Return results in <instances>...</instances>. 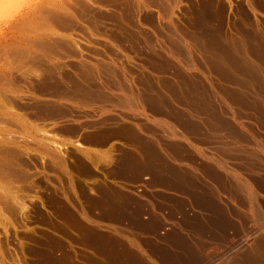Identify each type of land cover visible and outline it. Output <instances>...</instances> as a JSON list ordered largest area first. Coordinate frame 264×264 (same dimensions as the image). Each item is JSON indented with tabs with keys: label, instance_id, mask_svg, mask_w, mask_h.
<instances>
[{
	"label": "rangeland",
	"instance_id": "obj_1",
	"mask_svg": "<svg viewBox=\"0 0 264 264\" xmlns=\"http://www.w3.org/2000/svg\"><path fill=\"white\" fill-rule=\"evenodd\" d=\"M30 1L0 3V264H166L163 253L180 251L192 264H231L264 251H254L264 244V192L247 186L264 179V9L255 0H115L98 10L45 0L8 30ZM44 7L71 26L47 27ZM18 45L28 58H11ZM223 49L249 63L246 74L213 66ZM77 81L107 100L72 98Z\"/></svg>",
	"mask_w": 264,
	"mask_h": 264
},
{
	"label": "bare ground",
	"instance_id": "obj_2",
	"mask_svg": "<svg viewBox=\"0 0 264 264\" xmlns=\"http://www.w3.org/2000/svg\"><path fill=\"white\" fill-rule=\"evenodd\" d=\"M44 1L45 0H31L30 1V3L26 6V10L20 15V16H18L19 17V19L17 18V20H15L14 22H11L10 24H9V26H7L8 27V30H14V27H16V24L18 23V22H20V21H27L28 19H30V17L33 15V14H35V12L36 11H41L40 9H41V7H43L44 5H43V3H44ZM52 1V0H51ZM50 1V2H51ZM54 1V0H53ZM81 1V0H80ZM114 1L115 0H93L92 2L95 4L94 6H93V4L92 3H90L91 1H86V0H82L81 1V4H84V5H88V6H90V7H92V8H94V9H100V8H105V7H111L112 6V2L114 3ZM147 0H145V2H146ZM159 1H161V0H159ZM159 1L157 2L156 0L154 1L153 0V2L155 3H159ZM215 1V0H214ZM254 1V0H253ZM47 2V1H46ZM45 2V3H46ZM76 2V1H75ZM116 2V1H115ZM120 2V1H119ZM144 2V3H145ZM255 3L254 4H256V3H258L257 5H255V7L257 6V8H259V7H261V9H264V2H261L260 0H258V2L255 0L254 1ZM0 3H1V0H0ZM90 3V4H89ZM117 3V2H116ZM142 3V2H141ZM141 3H140V6H141ZM153 3V4H154ZM207 3V2H206ZM2 4V3H1ZM0 4V5H1ZM47 4V3H46ZM77 4V3H76ZM168 4V3H167ZM208 4V3H207ZM54 5V4H53ZM143 5V4H142ZM147 6H148V4H146ZM146 5L145 6H143V7H146ZM155 5V4H154ZM161 5V4H160ZM201 5V4H200ZM210 5H214V4H212V3H210ZM51 6V5H50ZM117 6V5H116ZM115 6V7H116ZM156 6V5H155ZM158 6V5H157ZM198 6V5H197ZM203 7L205 6L204 4L202 5ZM202 6L200 7V8H202ZM207 6V5H206ZM259 6V7H258ZM121 7V6H120ZM138 7H139V5H138ZM151 7V6H150ZM154 7V6H153ZM209 7V6H208ZM252 7V6H251ZM46 7H44V10L42 11L43 12V14L42 15H44V18L46 19L45 21L47 22V20H48V22H49V24H47V27H48V25H49V28L50 27H53L54 28V26H57L58 28H63V29H67L68 27H69V25L71 24V22L69 21V19H70V17L68 18V17H66V16H64L63 14H61V12H59V11H57V9L55 8H50V7H48V8H50V9H45ZM57 8H58V5H57ZM112 8H114V6L112 7ZM119 8V7H118ZM123 8V7H122ZM140 8V7H139ZM147 8V7H146ZM159 8V7H158ZM205 8V7H204ZM43 9V8H42ZM90 9V8H89ZM124 9V8H123ZM122 9V10H123ZM136 9V8H135ZM141 9V8H140ZM140 9H136L135 10V13H136V16H138V17H140V16H142V15H140ZM206 9H207V7H206ZM208 9H211V8H208ZM208 9H207V11H208ZM213 9V8H212ZM59 10V9H58ZM79 10V9H78ZM83 10H84V8H83ZM88 10V9H87ZM92 10V9H91ZM90 10V11H91ZM121 10V11H122ZM201 10V9H200ZM199 10V11H200ZM203 10V9H202ZM201 10V11H202ZM23 11V10H22ZM109 11V10H108ZM131 11H132V9H131ZM133 11H134V9H133ZM144 11V10H143ZM203 11H206V10H203ZM87 12V11H86ZM104 12V11H103ZM211 12L213 13V11H211L210 10V15H211ZM84 13V12H83ZM88 13V12H87ZM101 13V12H100ZM106 13V12H105ZM199 13V12H198ZM201 13V12H200ZM200 13H199V15H200ZM205 13V12H204ZM203 13V14H204ZM40 14V13H39ZM104 14V13H103ZM107 14V13H106ZM110 14V13H109ZM142 14H143V12H142ZM196 14V13H195ZM202 14V13H201ZM203 14H202V16H203ZM206 14H207V12H206ZM215 14V13H214ZM90 15H92V13L90 14ZM134 15V14H133ZM140 15V16H139ZM209 15V16H210ZM34 16H38V14H36V15H34ZM40 17L39 18H42V16L41 15H39ZM87 16V15H86ZM89 16V15H88ZM87 16V17H88ZM106 16V15H105ZM208 16V17H209ZM195 17L196 18H198V15L196 14L195 15ZM200 17V16H199ZM203 17H207V15L206 16H203ZM203 17H200V19H202ZM207 17V18H208ZM13 18V17H12ZM15 18V17H14ZM13 18V19H14ZM89 18V17H88ZM88 18H87V20H88ZM91 19H92V17H90ZM89 18V19H90ZM96 18V17H95ZM125 18V17H124ZM133 18V17H132ZM149 18H151V17H149ZM193 18V17H192ZM196 18H195V20H196ZM206 18V19H207ZM209 18H211V17H209ZM208 18V19H209ZM90 19V20H91ZM136 19V18H135ZM208 19L206 20V21H208ZM42 20H44V19H42ZM96 20V19H95ZM124 20V19H123ZM11 21V20H10ZM29 21V20H28ZM44 21V22H45ZM92 21V20H91ZM112 21V20H111ZM201 21V20H200ZM206 21H204V22H206ZM6 22V21H5ZM45 22V23H46ZM47 22V23H48ZM197 22H199V21H197ZM202 22V21H201ZM41 23V22H40ZM119 24V23H118ZM199 24H202V23H199ZM4 25V24H3ZM7 25V24H6ZM24 25V24H23ZM22 25V26H23ZM53 25V26H52ZM17 26H19V25H17ZM22 26H20L21 28H23ZM71 26V25H70ZM124 26V25H123ZM203 27H204V25H202ZM1 27V26H0ZM46 27V26H45ZM57 27H55L56 29H58ZM125 27V26H124ZM19 28V27H18ZM18 28H16V29H18ZM126 28V27H125ZM3 29V28H2ZM5 29V28H4ZM93 29V28H92ZM8 30H7V32H8ZM19 30V29H18ZM51 30V29H50ZM70 30V29H69ZM119 30V29H118ZM121 30V29H120ZM1 31V30H0ZM22 31V30H21ZM46 31H47V28H46ZM52 31V30H51ZM60 31V30H59ZM204 31V30H203ZM207 31V30H206ZM6 32V33H7ZM14 32V31H13ZM107 32V31H106ZM117 32V31H116ZM15 33V32H14ZM13 33V34H14ZM52 33V32H51ZM114 33V32H113ZM124 33H125V30H124ZM45 34H46V32H45ZM48 34V33H47ZM7 35V34H6ZM12 36V35H11ZM14 36V35H13ZM16 36V35H15ZM214 36V35H213ZM3 37V36H2ZM8 37V36H7ZM18 37V36H17ZM170 37H172V36H170ZM170 37H169V39H170ZM198 37V36H197ZM224 37V36H223ZM5 38V37H4ZM9 38V37H8ZM13 38V37H12ZM133 38V37H132ZM135 38V37H134ZM173 38V37H172ZM7 39V38H6ZM5 39V40H6ZM206 39V38H205ZM216 39V38H215ZM55 40H57V39H55ZM138 40V39H137ZM171 40V39H170ZM35 41V40H34ZM45 41H47V40H45ZM58 41V40H57ZM134 41V40H133ZM201 39H199V41H198V44L200 45H202L203 47H205L206 49H207V52L209 51L210 53H213L214 51L212 50L213 48H211L210 46H212V45H214V41L212 42V40L210 39V41H211V43H210V41H206L207 43L205 44V42H203V43H201ZM205 41V40H204ZM217 41V40H216ZM1 42V41H0ZM42 41H39V44L41 43ZM44 42V41H43ZM55 42V41H54ZM63 42V44H64V41H62ZM173 42V39H172V41H171V43ZM221 42V41H220ZM216 43V42H215ZM219 42H217V44H218ZM222 43V42H221ZM240 43V42H239ZM42 44H43V49H45L46 47V49H48V48H50L49 49V51L53 48V45H48L49 44V41H48V44H47V42H46V45H48V46H45L44 47V45H45V42L44 43H41L40 45H39V47L40 48H42L41 46H42ZM59 44V43H58ZM130 44V43H129ZM220 44V43H219ZM13 45V44H12ZM12 45H10V46H12ZM14 45H16V44H14ZM38 45V44H37ZM60 45V44H59ZM175 45H177V43L175 44ZM174 44H172V46H173V48H174V46H175ZM221 45V44H220ZM236 45V44H235ZM247 45V44H246ZM219 46V45H218ZM229 46V45H228ZM240 46H241V44H240ZM242 46H243V44H242ZM248 46V45H247ZM52 47V48H51ZM198 47H201V46H198ZM202 47V48H203ZM239 49L240 48H242V47H239V45L237 46ZM245 47V43H244V46H243V48ZM262 47H264V46H262ZM10 48V53L11 52H13V54H12V56L14 55V57H11V58H14V59H19V57L20 56H26L27 54H29V50L28 49H23V48H20L19 47V45L16 47H14V50H12L11 51V47H9ZM15 48H18V50H19V48H20V50H22V51H17ZM55 48V47H54ZM175 48H176V46H175ZM202 48H199V49H202ZM219 48H222V46L221 47H219ZM233 48V47H232ZM237 48V49H238ZM242 48V49H243ZM254 48V47H253ZM42 49V50H43ZM177 49V48H176ZM204 49V48H203ZM205 49V50H206ZM210 49H211V51H210ZM227 49V48H226ZM242 49H241V51H242ZM258 49V48H257ZM25 50V51H24ZM70 50V49H69ZM175 50V49H174ZM218 50V49H217ZM224 50V49H223ZM230 50V49H229ZM47 51V50H46ZM62 51V50H61ZM176 51V50H175ZM203 51V50H202ZM213 51V52H212ZM220 51H221V49H220ZM220 51H216L217 53L215 54V55H217L218 56V53L220 52ZM240 51V50H239ZM259 51V50H258ZM53 52V51H52ZM208 52V53H209ZM236 52V51H235ZM238 52V51H237ZM236 52V53H237ZM245 52V51H244ZM261 52V51H260ZM25 53H26V55H25ZM48 53V52H47ZM71 53V52H70ZM209 53V54H210ZM231 53V51L230 52H227V50H224V51H222L221 52V54L219 55V57L217 58V57H215V55H214V57L213 58H215V59H211L212 61H214V64H213V66H215L216 68H220V69H222L221 68V66L222 67H224V69H228V71L230 70V69H232L233 70V72H238V69L239 70H241V71H243V73H245V72H247V70H248V68H247V64H249V63H247L246 62V64H245V62H242L241 60H240V58H239V60H237V58L235 57L236 55H232V53ZM241 53V52H240ZM259 53V52H258ZM73 54H75L74 52H73ZM77 54V53H76ZM75 54V55H76ZM204 54V53H203ZM239 54V53H238ZM244 54V53H243ZM260 54V53H259ZM49 55V54H48ZM52 55V54H51ZM74 55V56H75ZM195 55V54H194ZM261 55L262 56H264V54H262V52H261ZM71 56H73V55H71ZM77 56V55H76ZM79 56V55H78ZM206 56V55H205ZM204 56V57H205ZM210 56V55H209ZM237 56H239V55H237ZM17 57V58H16ZM27 57V56H26ZM25 57V58H26ZM30 57V56H29ZM49 57V56H48ZM242 57V56H241ZM20 58H23V57H20ZM28 58V57H27ZM36 58H37V56H36ZM209 58V57H208ZM262 58V57H261ZM24 59V58H23ZM210 59V58H209ZM262 59H264V58H262ZM35 60V59H34ZM246 60V59H245ZM245 60H243V61H245ZM21 61V60H20ZM207 61V60H206ZM259 61V60H258ZM18 63H19V61H17ZM210 62V61H209ZM261 63V62H260ZM80 64V63H79ZM250 64H252V63H250ZM256 64V63H255ZM34 65V64H33ZM91 66H93L92 64H90ZM44 66V65H43ZM91 66L90 67H86V68H88V69H91ZM256 66V65H255ZM258 66V65H257ZM256 66V67H257ZM49 67V66H48ZM50 68H52V67H50ZM54 68V67H53ZM83 68V67H82ZM107 68V67H106ZM111 68V67H110ZM58 69V68H57ZM97 69V68H96ZM102 69H103V67H102ZM223 69V71H225ZM234 69L235 70H237V71H234ZM101 70V69H100ZM110 70V69H109ZM251 70H252V68H251ZM49 71H51V69L49 70ZM53 71V70H52ZM112 71V70H111ZM253 71H254V69H253ZM48 72V71H47ZM76 72V71H75ZM84 72H85V70H83L82 71V73H83V77H84V75H86V74H84ZM91 72H92V70H91ZM222 72V71H221ZM78 73V72H77ZM81 73V72H80ZM86 73V72H85ZM88 73V72H87ZM90 73V72H89ZM88 73V74H89ZM116 73V72H115ZM223 73V72H222ZM225 73L227 74L228 72L227 71H225ZM225 73H223V74H225ZM229 73H231V74H233L231 71H229ZM239 73H240V71H239ZM238 73V74H239ZM243 73L241 72V75H243ZM253 73V72H252ZM2 74V73H1ZM1 74H0V76H1ZM48 74H50V73H48ZM51 74H53V72L51 73ZM55 74V73H54ZM59 74V73H58ZM87 74V75H88ZM106 74V73H105ZM246 74V73H245ZM11 75V74H10ZM65 75V74H64ZM80 75V74H79ZM90 76H91V74H89ZM234 75H236V74H234ZM248 75V74H247ZM8 76H9V74H8ZM82 76V75H81ZM66 77V76H65ZM82 77V78H83ZM85 77H87V76H85ZM84 77V78H85ZM89 77V76H88ZM248 77V76H247ZM246 77V78H247ZM252 77V76H251ZM255 77V76H254ZM254 77H252V81L251 82H255L254 80H255V78ZM12 78V77H11ZM71 78H73V77H71ZM81 78V79H82ZM91 78V77H90ZM86 79V81L87 80H91V79ZM93 78H95L94 76H93ZM245 78V79H246ZM249 78H250V76H249ZM253 78H254V80H253ZM2 79V78H1ZM62 79V78H61ZM243 79V78H242ZM245 79H243V81L245 80ZM56 80V79H55ZM97 80V79H96ZM96 80H91L92 81V84L93 85H95L94 83H96ZM247 80H248V78H247ZM244 81V82H247L248 83V81ZM260 78H258L257 79V83H259L260 81ZM67 81V80H66ZM81 81V80H80ZM93 81H95V82H93ZM238 81V80H237ZM262 81V80H261ZM3 82V81H2ZM6 82V81H5ZM53 82V81H52ZM82 82V81H81ZM84 82V81H83ZM44 83V82H43ZM46 83V82H45ZM56 83V82H55ZM59 83V82H58ZM61 83V82H60ZM88 83H90V81L88 82ZM246 83V84H247ZM256 83V85H258ZM261 83V82H260ZM6 84V83H5ZM62 84V83H61ZM64 84V83H63ZM77 84H79L78 83V81H77ZM80 84H82V83H80ZM79 84V85H80ZM91 83H90V85H92ZM146 84V83H145ZM249 84H250V80H249ZM262 84H264V82H262ZM261 84V85H262ZM55 85V84H54ZM90 85H88V86H84V85H80V86H78V85H76V83H75V85H67V86H70V87H68V89H70V92H71V94H72V98H73V96H76V99L79 97H82V99L83 98H91V99H95V97L97 98V99H99V100H101L100 98H101V96H100V98L98 97L100 94L99 93H101L100 91H97V94H99L98 96H97V94H96V92H93L91 89H90ZM166 85V84H165ZM250 85H252V84H250ZM254 85H255V83H254ZM254 85H252V86H254ZM56 86V85H55ZM58 86H60L59 84H58ZM166 86H168V85H166ZM249 86V85H248ZM262 86H264V85H262ZM48 87V86H47ZM47 87L45 88V89H47ZM51 87V86H50ZM49 87V88H50ZM63 87H65V86H63ZM94 87V86H93ZM92 87V88H93ZM259 87V86H258ZM38 88V87H37ZM52 88V87H51ZM55 89H57V88H59V87H54ZM60 88H62V87H60ZM96 88V87H95ZM98 88V87H97ZM101 88V87H100ZM257 88V87H256ZM255 88V89H256ZM260 88V87H259ZM258 88V89H259ZM65 88H63L62 90L61 89H57L56 91H59V94H60V96L59 97H62L61 95L62 94H66V92L68 91V89H67V87H66V90L67 91H65L64 90ZM102 89V88H101ZM48 90V89H47ZM51 90H53V89H51ZM99 90V89H98ZM103 90V89H102ZM43 91V90H42ZM61 91V92H60ZM96 91V90H95ZM149 91V90H148ZM261 91V90H260ZM262 91H264V89H262ZM53 92H55V91H53ZM67 93H69V91L67 92ZM103 93V92H102ZM185 93V92H184ZM191 93V92H190ZM261 93V92H260ZM55 94V93H54ZM229 94V93H228ZM47 95V94H46ZM50 95V94H49ZM66 95H68V94H66ZM64 96V98L65 97H67V96ZM102 95V94H101ZM133 95V94H132ZM154 95H155V93H154ZM173 95V94H172ZM183 95V94H182ZM188 95V94H187ZM260 95V94H259ZM52 96H54V95H52ZM78 96V97H77ZM144 96V95H143ZM147 96V95H146ZM161 96H162V94H161ZM57 97V96H56ZM58 97V98H59ZM69 97V96H68ZM104 97H106V96H104V95H102V98L104 99ZM133 97V96H132ZM135 97V96H134ZM176 97V96H175ZM260 97H262V98H264V96H258V98H260ZM75 98V97H74ZM78 98V99H79ZM143 98V97H142ZM146 98V97H145ZM144 98V99H145ZM148 99V102H150L152 99L150 98L149 99V95H148V97H147ZM155 98V97H154ZM153 98V99H154ZM156 98H158L157 96H156ZM155 98V99H156ZM164 98V97H163ZM196 98V97H195ZM231 98V97H230ZM81 99V100H82ZM90 99V100H91ZM96 99V102L98 101V102H101V101H99V100H97ZM106 99V98H105ZM104 99V100H105ZM137 99V98H136ZM144 99H143V101H144ZM154 99V100H155ZM159 99H161V97H159ZM193 99V98H192ZM198 99V98H197ZM235 99V98H234ZM261 99V98H260ZM86 100V99H85ZM84 100V101H85ZM89 100V99H88ZM87 100V101H88ZM103 100V101H104ZM107 100V99H106ZM134 100V99H133ZM153 100V101H154ZM157 100V99H156ZM187 100V99H186ZM191 100V99H190ZM202 100V99H201ZM237 100V99H236ZM241 100H243V99H241ZM83 101V100H82ZM136 101V100H135ZM192 101V100H191ZM262 101H264V100H262ZM89 102V101H88ZM91 102H93V101H91ZM95 102V101H94ZM126 102V101H125ZM134 102V101H133ZM139 102V101H138ZM142 102V101H141ZM152 102V101H151ZM187 102H188V100H187ZM194 102V101H193ZM147 103V102H146ZM156 103H159V102H156L155 101V105H156ZM163 103V102H162ZM162 103H160L161 105H162ZM203 103V102H202ZM205 103V102H204ZM54 104V103H53ZM52 104V105H53ZM125 104V103H124ZM128 104H129V102H128ZM144 104H145V102H144ZM150 104V103H149ZM150 105H153L152 103L150 104ZM58 106V105H57ZM164 107H165V105H164ZM259 107V106H258ZM160 108V107H159ZM200 108V107H199ZM246 108V107H245ZM255 108L257 109V106H255ZM158 109V108H157ZM156 109V110H157ZM251 109V108H250ZM259 109H261L262 110V108L260 107ZM46 110V109H45ZM155 110V111H156ZM251 110H253V109H251ZM260 110V111H261ZM159 111H161V110H159ZM245 111V110H244ZM247 112V111H246ZM254 112V111H253ZM38 113V112H37ZM159 113V112H158ZM256 113V112H255ZM254 113V114H255ZM57 114V113H56ZM65 114V113H64ZM160 114V113H159ZM251 114V113H250ZM175 115V114H174ZM259 115V114H258ZM257 115V116H258ZM262 115V114H261ZM63 117V116H62ZM173 117V116H172ZM179 116H177V118H178ZM253 117V116H252ZM174 120V119H173ZM222 120V119H221ZM107 121V120H106ZM109 121V120H108ZM176 122V121H175ZM183 122H185V121H183ZM219 122V121H218ZM175 124H177V123H175ZM217 124H219V123H217ZM220 124H221V127H224L225 126V128H228V127H226V125H223L224 123H222V122H220ZM103 125V124H102ZM181 125H183L184 126V132H187V130L189 131V129H193L194 128V126L193 125H191V124H189V123H181ZM223 125V126H222ZM76 127H74V126H72L71 128L69 127V128H67V130L69 129V131L68 132H75L76 133V131L78 130V129H80V127H77V125H75ZM78 126H81V124L79 125L78 124ZM216 126H218V125H216ZM131 127V126H130ZM182 127V126H181ZM82 128V127H81ZM112 128V127H111ZM106 129V128H103V131L102 130H100L101 131V133H99V134H101V135H111V134H113L115 131H116V129ZM116 128V127H115ZM125 128V127H124ZM123 128V129H124ZM122 128H119V129H117V130H121ZM122 129V130H123ZM229 130V129H228ZM99 132V131H98ZM98 132H95V133H89V134H87V141L89 140H95V139H97V138H99L100 136H98L99 134H98ZM123 132V131H122ZM128 132V131H127ZM120 133V132H119ZM118 133V134H119ZM115 134V133H114ZM130 134V133H129ZM122 135V134H121ZM98 136V137H97ZM138 142V141H137ZM140 143V142H139ZM144 146V145H143ZM145 147H147L146 145H145ZM148 149V148H147ZM143 150V149H142ZM145 150H146V148H145ZM1 151V150H0ZM147 151V150H146ZM148 152V151H147ZM7 153V152H6ZM151 153V152H150ZM147 154V153H146ZM149 155V154H148ZM154 155V154H153ZM126 157V156H125ZM132 157V156H131ZM150 158H152V154H150V157H149V159ZM153 158H155V157H153ZM145 159V158H144ZM123 160V159H122ZM133 160V159H132ZM132 160H129V159H127V160H123V162L125 163V164H127L126 166H127V168H128V166L130 167L129 169H131V168H133V166H134V169H136L137 167L140 169L142 166H140V165H142L141 163L139 164V162L137 161V163L136 162H134V161H132ZM147 160V159H146ZM149 161H151V160H149ZM147 162V163H145L144 164V166H145V168H148L149 166L151 167V169L152 168H154V162H153V164L151 163V162ZM124 164V165H125ZM119 165V164H118ZM122 165V164H121ZM136 165V166H135ZM10 166V165H9ZM8 167V166H7ZM11 167V166H10ZM120 167V166H119ZM125 167V166H124ZM136 167V168H135ZM149 167V168H150ZM3 168V165H1L0 164V169H2ZM127 168H125V169H127ZM143 168V167H142ZM5 169V168H4ZM10 169V168H9ZM8 169V170H9ZM6 170V169H5ZM8 170H7V172H8ZM133 170V169H132ZM146 170V169H145ZM148 170H149V172H151L150 171V169H147L146 171L148 172ZM1 171V170H0ZM4 171V170H3ZM10 171H12V170H10ZM136 171H140V170H138V169H136ZM146 171L144 172V173H146ZM120 174V173H119ZM148 174H150V173H148ZM178 178V177H177ZM248 179V178H247ZM251 179V178H250ZM145 180V179H144ZM179 180H180V182H179ZM160 181V180H159ZM248 181V180H247ZM165 182V181H164ZM177 184H179L180 186H182L184 183H182V180H181V178H178V182H177ZM247 184V183H246ZM247 186H249V189L251 190V191H253V193L255 192L256 194H258L259 192H264V179H261V178H259V179H251V180H249V182H248V185ZM247 189V188H246ZM248 189V190H249ZM259 190V191H258ZM249 193V192H248ZM251 194V193H250ZM194 196V198L197 200L198 198H199V195L198 194H194L193 195ZM108 202V201H107ZM187 211V210H186ZM189 211V210H188ZM187 213V212H186ZM195 225H196V227H200V225L198 224V222H195L194 223ZM207 225H208V228H210V229H213V226L215 225V221H209L208 223H207ZM259 234L260 233H258V232H252L251 233V235H253V236H259ZM91 238H95L96 239V237H91ZM89 240V239H88ZM94 240V239H93ZM90 241V240H89ZM89 241H87V242H89ZM96 241V240H95ZM96 243V242H95ZM94 244V243H93ZM100 244H103V242L102 243H100L99 242V245ZM106 245H107V242L105 243ZM104 245V244H103ZM90 246V245H89ZM105 246V245H104ZM103 246V247H104ZM261 247H260V249H258L259 248V246L257 247V250H254V251H260V250H264V249H261L262 247H264V244H261L260 245ZM95 247V246H94ZM108 247V246H107ZM106 250L108 249V248H105ZM102 251H103V249H102ZM107 251H109V250H107ZM261 252H264V251H260L259 253H261ZM112 253V252H111ZM256 253V252H255ZM251 254V257L249 256V258L247 259V258H244V259H241V260H239L238 261V263H235V262H237V260H235V262H231V264H248V263H253V264H262V263H264V262H262V261H264V253H262V254H259L258 252H257V254ZM112 255V254H111ZM110 255V256H111ZM112 256H114V255H112ZM235 256H237V255H235ZM261 256V257H260ZM231 257V256H230ZM114 258V257H113ZM162 260H163V262H165L166 264H192V263H194L195 262V256L193 255V254H190V253H187V251H185V252H182V251H180V252H177V253H174L173 255H168V254H166V253H163V256H162ZM236 258V257H235ZM161 260V261H162ZM233 260V259H232ZM229 261V260H228ZM230 261H231V259H230ZM229 261V262H230ZM230 264V263H229Z\"/></svg>",
	"mask_w": 264,
	"mask_h": 264
},
{
	"label": "clouds",
	"instance_id": "obj_3",
	"mask_svg": "<svg viewBox=\"0 0 264 264\" xmlns=\"http://www.w3.org/2000/svg\"><path fill=\"white\" fill-rule=\"evenodd\" d=\"M8 6L7 5H5V8H7Z\"/></svg>",
	"mask_w": 264,
	"mask_h": 264
}]
</instances>
